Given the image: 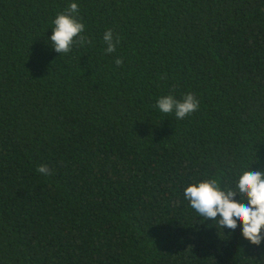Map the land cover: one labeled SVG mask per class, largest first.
Masks as SVG:
<instances>
[{
	"label": "trees",
	"instance_id": "16d2710c",
	"mask_svg": "<svg viewBox=\"0 0 264 264\" xmlns=\"http://www.w3.org/2000/svg\"><path fill=\"white\" fill-rule=\"evenodd\" d=\"M71 3L91 43L61 55ZM189 92L183 120L155 107ZM247 170L264 172V0H0V264H264L184 198Z\"/></svg>",
	"mask_w": 264,
	"mask_h": 264
},
{
	"label": "clouds",
	"instance_id": "9594fccd",
	"mask_svg": "<svg viewBox=\"0 0 264 264\" xmlns=\"http://www.w3.org/2000/svg\"><path fill=\"white\" fill-rule=\"evenodd\" d=\"M79 7L71 3L63 13L57 14L50 38L55 52L63 55L72 51L74 45L83 46L91 43L86 36L85 25L79 19ZM106 54L116 51L119 39L113 37L111 29L103 36ZM115 64L120 66L123 59L117 58ZM155 107L163 114H173L176 119L183 120L200 108V101L194 93L185 94L182 99L174 95L158 98ZM37 172L48 176L51 174L47 165H41ZM240 200L237 201L236 197ZM184 198L205 221L216 222L219 229L235 233L242 225V236L252 245L264 243V172L247 170L239 176L235 188L222 190L217 179H206L190 185L184 190ZM225 233V232H224Z\"/></svg>",
	"mask_w": 264,
	"mask_h": 264
}]
</instances>
